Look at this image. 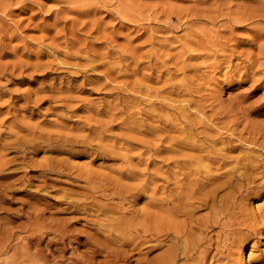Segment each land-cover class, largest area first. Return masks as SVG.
<instances>
[{"label":"rangeland","instance_id":"rangeland-1","mask_svg":"<svg viewBox=\"0 0 264 264\" xmlns=\"http://www.w3.org/2000/svg\"><path fill=\"white\" fill-rule=\"evenodd\" d=\"M243 165L264 170V0H0V264L21 262L35 215L71 229L41 241L47 264H198L184 237L122 220L167 199L176 222L202 224L205 190ZM128 189L133 207L113 196ZM254 191L245 204L264 208ZM232 229L207 234L206 264H264V233Z\"/></svg>","mask_w":264,"mask_h":264},{"label":"bare ground","instance_id":"bare-ground-1","mask_svg":"<svg viewBox=\"0 0 264 264\" xmlns=\"http://www.w3.org/2000/svg\"><path fill=\"white\" fill-rule=\"evenodd\" d=\"M261 168L262 167H252V166L249 167L247 165H243L242 169H240L238 172H236L232 179L229 178L226 183L220 184V185H215L211 189H208L209 188L208 187L205 191H207V190H209V191L206 192L205 198L202 200V202L205 203V206L210 205L209 209H211V211L214 213H213L211 218L209 217L207 220L202 221L203 222L202 224H201V222L196 223L191 218H188V215H190V213H188L189 211L188 212L187 211H181L180 212L183 214L184 217H187L183 223L176 222V220L179 218V212L174 211L173 209L165 208L166 206L164 205L163 202L164 201H166L167 203L170 202V200H167V199L166 200H157V203L155 205H153V206H152V204H151V206L149 205L150 207H155L154 210H152L153 208H149V210H148L147 207H145L144 209H138V211L137 210L133 211L134 213L131 212V214L134 216L133 218L128 219V220L124 219L122 221L123 222L126 221L125 226L128 229V232H130L129 230L132 229L131 231L134 232L138 236L149 235V237H151V238L154 237V238L160 239V241L162 238H165L164 240H166L168 238H173L177 241H180L182 239V237H184V241H182V247H181L183 249L184 255L186 257H188L187 255L198 254L197 258L195 257V259L197 261L196 263L206 264L207 259L210 256V250L212 247L211 239H207V236L209 235L210 231H213L216 228V226L221 227V229L223 231H226L225 230L226 228L227 229L235 228V229H232L233 232H235V233H241V231L243 229H246L247 234L255 235V236H260L264 233V208H261V207L259 208V206H258L257 208L255 207L256 208L255 210H253V209H251L252 205L250 206L249 204H245V201L247 203H250L251 201L254 200L252 198L251 194H253L255 192L254 190L256 188H260V190H264V170L262 169V171L259 172V170ZM204 185H205L204 183H198L197 181H195L193 183V186L194 187L198 186V188H204L205 187ZM225 186H227L229 189V191L226 195V198L221 199V200H217L218 192L220 191V189H222ZM128 190L129 191L114 192L113 196L116 195V196L122 198L123 200L128 201L131 205L133 203L138 202V199L140 197L139 190H136V189H132V190L128 189ZM244 192H246V194H244ZM258 193H259V191H258ZM207 198H213L212 202H208ZM239 201H240V203L238 204ZM74 207L77 208L78 206L75 204ZM131 207H133V205ZM134 208H136V207L134 206ZM232 209H233V213H231ZM158 211L159 212L162 211V215H163V212H165V214L167 213L169 215L168 217H166L168 221L163 220V221H161L162 223L157 221V220H159L158 219ZM236 211H238V212H236ZM37 213L41 214V212H39V211ZM236 213H239L240 216L242 217V220L239 219L240 222H238V218L235 216ZM222 216L229 217L228 221H230V222H228V223L222 222V220H221ZM29 219L30 220L32 219V216H30V214H29ZM32 220L33 221H31L30 227H32L33 229H36V231L34 233L32 232V234L29 237H26V240L24 239L25 240L24 244L21 243L22 246H24V248H26L28 251H27V253H24L23 255L21 254L22 260L20 263H18L17 261H13L12 262L13 264H37V263H41V262H39V260L42 261L43 264H47V262L44 259V256H45L44 252H43V250L40 249V243L44 239V237L48 236V234L49 235L53 234V235H55V237L58 238L59 242L64 243L65 240L69 236L68 234L71 233V231H70L71 229L68 230V228H67L68 225L66 226L65 222L61 223L58 221V223H61L59 225L53 224L55 221L52 224H51V222H50V224H47L44 222L46 219L44 221H42L43 220L42 217H37L36 215ZM115 220H117V219H115ZM194 224L197 225V228L193 227ZM237 227H242L243 229L242 228L239 229ZM194 229L200 230L202 233L206 234L205 235L206 237L204 236L205 238L203 237V238L197 239V240H195V242H193V240L191 239V237H192L191 232H193ZM23 231H24V229H23ZM11 236H9V237H11ZM133 236H134V234H133ZM71 237L74 240L80 239L77 236H71ZM12 238H13V236H12ZM12 238H10V240ZM18 239L16 238V241ZM14 240H15V238L13 239V241ZM164 240H162V241H164ZM5 241H9V240H6V239L0 240V252H3V251L5 252V250L8 247L7 242H5ZM155 241H157V240H155ZM243 242L244 241L233 240L231 242V246L237 248V250L234 249V252L236 250V253L234 254L233 249H232V250L228 251L229 252L228 254H230V256L236 255L237 257H239V259L241 261L244 260L246 246H245V243H243ZM32 245L37 247L36 250H33V252H32V248H31ZM99 247L94 248V250L92 252V253H94V255L98 254V250L103 248L102 246H101V248H99ZM174 248L176 249L177 247L174 246ZM33 249H35V248H33ZM172 249H173V247H172ZM179 250L182 253L181 249H179ZM179 250H172V251L177 252ZM170 253H171V250H170ZM177 253H176V255H177ZM172 255H174V254H172ZM165 256L167 257L168 255H165ZM175 256L172 258L175 259ZM236 256H231V257H236ZM52 257H53V255H52ZM83 257H84V255H83ZM122 257H123V254H122ZM166 257H164V258L166 259ZM180 257H184V256H180ZM115 258L118 260L117 255ZM115 258H114V260H115ZM172 258L171 259L168 258L167 262L169 260L172 261ZM192 259H194V258H192ZM85 260H87V259H85ZM160 260H162V259L160 258ZM18 261H20V259ZM175 261L173 263H175ZM176 263H177V261H176ZM72 264H83V262H81L79 259V260L72 261ZM163 264H165V263H163Z\"/></svg>","mask_w":264,"mask_h":264}]
</instances>
